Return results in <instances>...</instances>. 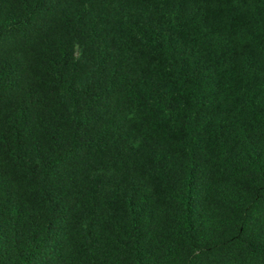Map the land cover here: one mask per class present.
Wrapping results in <instances>:
<instances>
[{
  "label": "trees",
  "instance_id": "16d2710c",
  "mask_svg": "<svg viewBox=\"0 0 264 264\" xmlns=\"http://www.w3.org/2000/svg\"><path fill=\"white\" fill-rule=\"evenodd\" d=\"M0 264H264V0H0Z\"/></svg>",
  "mask_w": 264,
  "mask_h": 264
}]
</instances>
